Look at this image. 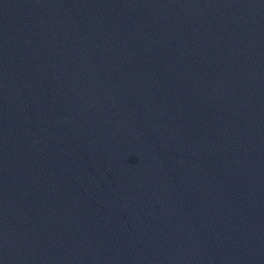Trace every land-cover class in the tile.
Listing matches in <instances>:
<instances>
[{"label": "water", "instance_id": "95a60500", "mask_svg": "<svg viewBox=\"0 0 264 264\" xmlns=\"http://www.w3.org/2000/svg\"><path fill=\"white\" fill-rule=\"evenodd\" d=\"M0 264H264V0H0Z\"/></svg>", "mask_w": 264, "mask_h": 264}]
</instances>
